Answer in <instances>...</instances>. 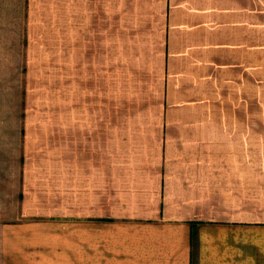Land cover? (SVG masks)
I'll list each match as a JSON object with an SVG mask.
<instances>
[{"label": "crops", "instance_id": "crops-1", "mask_svg": "<svg viewBox=\"0 0 264 264\" xmlns=\"http://www.w3.org/2000/svg\"><path fill=\"white\" fill-rule=\"evenodd\" d=\"M39 1L1 11L11 73L105 59L107 87L116 67L139 75L140 125L116 132L108 97L61 101L57 131L33 128L47 114L28 97L26 116L1 109L0 264H264L258 129L236 87L264 0Z\"/></svg>", "mask_w": 264, "mask_h": 264}, {"label": "rangeland", "instance_id": "rangeland-1", "mask_svg": "<svg viewBox=\"0 0 264 264\" xmlns=\"http://www.w3.org/2000/svg\"><path fill=\"white\" fill-rule=\"evenodd\" d=\"M27 0H0L2 9L9 10L13 19H21L23 3ZM32 0H30V3ZM36 2V0H35ZM45 0L36 4V12L42 13ZM46 6L47 5V2ZM35 4V3H34ZM45 6V7H46ZM46 9V8H44ZM44 11V10H43ZM47 12V10H46ZM258 57L240 59L241 72L236 73V87L239 96V112L242 114L243 133L248 129H258V141H251L258 147L259 161V219H264V10L260 11ZM16 59H0V113L3 110V120L8 121L14 115L26 116L22 109L26 107L29 98L28 113L46 116L32 117L34 129L57 131L58 114L61 101H71L75 96L81 99L108 97L109 113L114 107V128L122 132L126 129L137 128L140 122L130 120V114L140 112L138 101L143 90L139 89V75L124 73L122 67H116L114 81L107 87L105 73L98 74L99 67L105 59H76L75 58H34L19 59L21 67L26 61L27 69L11 73ZM25 65V64H24ZM230 75L228 74V77ZM28 89L29 93H28ZM76 89L77 93H76ZM3 101L4 106L1 105ZM101 110L102 107H99ZM25 111V110H23ZM105 112H107L105 110ZM13 115V116H12ZM102 124V123H101ZM117 136V134H116ZM244 145L248 144L243 139ZM250 146V145H249ZM89 253V251H86ZM85 254V251H84ZM260 258L261 252H260ZM86 259H84L85 261Z\"/></svg>", "mask_w": 264, "mask_h": 264}]
</instances>
